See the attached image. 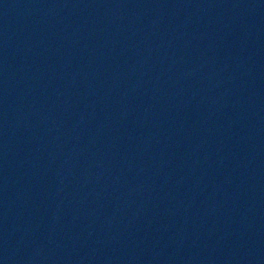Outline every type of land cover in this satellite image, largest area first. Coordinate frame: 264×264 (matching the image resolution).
<instances>
[{"label":"water","instance_id":"water-1","mask_svg":"<svg viewBox=\"0 0 264 264\" xmlns=\"http://www.w3.org/2000/svg\"><path fill=\"white\" fill-rule=\"evenodd\" d=\"M0 264H264V0H0Z\"/></svg>","mask_w":264,"mask_h":264}]
</instances>
